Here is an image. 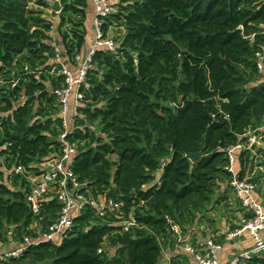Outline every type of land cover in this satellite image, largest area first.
Returning <instances> with one entry per match:
<instances>
[{"label": "trees", "instance_id": "16d2710c", "mask_svg": "<svg viewBox=\"0 0 264 264\" xmlns=\"http://www.w3.org/2000/svg\"><path fill=\"white\" fill-rule=\"evenodd\" d=\"M60 3L54 22L45 17L48 0H0V82L8 86L0 99V231L13 226L16 240L36 237L34 218L15 189L19 176L2 164L34 171L61 155L54 92L65 77L57 75L52 33L57 26L62 59L75 66L86 44L88 0ZM118 8L104 30H121L119 48L93 56L81 117L67 139L78 146L80 184L123 204L121 213L133 212L138 227L125 231L87 207L61 244L41 242L9 264H159L176 243L173 227L186 236L195 225H214L207 207L216 195L217 206L228 199L231 179L224 150L264 122V82L247 88L250 78L264 77L256 64L264 0H120ZM196 153L201 158L192 162ZM59 211L54 201L42 211V233ZM105 239L116 249L112 257L98 253ZM172 264L189 261L176 256Z\"/></svg>", "mask_w": 264, "mask_h": 264}, {"label": "built area", "instance_id": "2783aa9c", "mask_svg": "<svg viewBox=\"0 0 264 264\" xmlns=\"http://www.w3.org/2000/svg\"><path fill=\"white\" fill-rule=\"evenodd\" d=\"M93 1L96 11L95 41L89 52L75 56V69L62 63L60 47L56 43L52 44L57 52L56 63L62 66L57 75L65 77L64 85L54 92L57 97L58 118L63 126L59 138L61 155L47 159V162L38 165L34 171H27L24 167L16 165L7 169L6 165L2 164L12 178L19 176L15 189L24 194L25 201L32 211L34 222L31 230L35 232L36 237L26 236L22 240H16L13 226L7 231H0V264H9L12 259H20L28 248L41 242L61 244L74 228L75 218L87 207L94 209L100 220L116 218L125 231L138 227L133 212L126 217L121 213L123 204L108 198L107 195L93 197L73 172L74 160L79 151L78 146L68 142L67 138L74 132L81 117L79 108L83 106L84 101L82 87L86 83L88 71L93 67V56L101 50L115 53L119 48L120 37L110 32L111 29L107 32L104 30L105 20L119 12L118 4L113 0ZM251 40L254 43L253 38ZM256 60L258 71L264 76V48L257 52ZM55 70H52V74ZM11 80V88L14 89L17 85L15 73L12 74ZM0 84L6 86V82L1 81ZM4 90H8V86H0V99L1 94L5 93ZM224 151L228 160L226 170L231 175L226 184L228 199L225 201V207H229L233 213V219L228 220L229 227L225 239L232 241L247 235L252 240V246L222 262L219 254L223 245L218 242L219 234H211L197 245L188 243L185 252L198 264H255V260L264 261V122L258 128L246 130L239 142ZM10 184L12 185V182ZM53 201L60 207L59 214L49 230L42 233L39 224L44 217L41 213ZM233 225L235 229H232ZM173 231L178 237L177 245L187 243L183 234H180L179 227H173ZM115 250L105 239L98 253L112 257Z\"/></svg>", "mask_w": 264, "mask_h": 264}, {"label": "crops", "instance_id": "0c3cea01", "mask_svg": "<svg viewBox=\"0 0 264 264\" xmlns=\"http://www.w3.org/2000/svg\"><path fill=\"white\" fill-rule=\"evenodd\" d=\"M87 18L88 19L91 18V20L95 18L94 8L91 5H89V8L87 10ZM57 21H58V18L54 22H57ZM90 30L91 32H89V35L86 37V44L82 50V53H81L82 55L89 52V50L92 48L94 41H95L93 24H91ZM52 37L55 40L54 43L57 44V42L59 43L61 42L59 33L57 31V26L55 27L52 33ZM59 47L62 50V47L61 46ZM62 63L65 64L66 60L62 59ZM211 218L214 222L213 226L212 225L209 226L206 223H202V224H199V226L195 225L193 228L189 230L188 234L186 235L187 243L185 244L182 243L181 245H177L176 243H177L178 237H176V243H174V245L166 246L163 249L162 257L159 261V264H172V259L176 256H185L188 258L189 264H198L190 254L185 252V247L187 246V244L189 243V244L197 245L198 242H202L205 238H207L211 234H219L218 236L221 237V236H225L228 231L229 222L228 221L226 222L225 221L226 219L224 220L223 218L222 221H224V225L221 226V224L218 222L216 218H213L212 216ZM221 244L223 245V248L219 256L222 262H225L233 258L234 256H236L240 252L249 249L252 246V240L247 235H244L241 238L232 240V241H227L226 239H224L221 242Z\"/></svg>", "mask_w": 264, "mask_h": 264}, {"label": "rangeland", "instance_id": "374dc122", "mask_svg": "<svg viewBox=\"0 0 264 264\" xmlns=\"http://www.w3.org/2000/svg\"><path fill=\"white\" fill-rule=\"evenodd\" d=\"M60 1V0H59ZM115 4H118L120 2V0H113ZM55 2V1H51V0H48V3L51 7V4ZM89 2V5H91L93 8H94V14H95V17H96V11H95V5H94V1L93 0H88ZM33 4H35V2H33ZM37 8V7H35ZM44 13H45V17L48 18V19H51L53 21H56V16H54L53 14L55 12L52 11V8L50 9H44ZM58 14V13H56ZM91 21V22H90ZM94 23H95V18H93V20H91V18H87V22H86V28H87V36L89 35V32H91L90 30V26L91 24H93V27H94ZM110 32H113L114 35L116 34L117 36H120V33L122 34L121 30L120 29H117V28H111V31ZM115 35V36H116ZM119 38V37H118ZM94 40H95V29H94ZM66 65H68L70 68H76V66L74 65V62L70 61L69 59H67ZM264 82V77L262 78H250L249 80V83L247 85V88H250V87H254V86H257V85H260ZM1 87H6L4 84H0ZM94 130H96L98 133L101 132V128H98V126H96L94 128ZM52 158V156L44 159V161H42V163L40 164H35V165H39L41 166L44 162H47V159H50ZM112 160H117V157L116 156H111L110 157ZM223 191V190H222ZM218 195L214 196L212 198V202L211 204L208 205L207 207V210H208V213H207V217L208 216H212L213 218H216L218 220V222L221 224V226L224 225V220L227 222L228 220H232L233 219V213L230 211L229 207H225L226 203L225 202H222L221 205L217 206V200H218ZM224 216V217H223ZM223 217V218H222ZM209 227V226H208ZM180 234L182 235L183 234V237L186 238L185 234L183 232H180Z\"/></svg>", "mask_w": 264, "mask_h": 264}, {"label": "water", "instance_id": "95a60500", "mask_svg": "<svg viewBox=\"0 0 264 264\" xmlns=\"http://www.w3.org/2000/svg\"><path fill=\"white\" fill-rule=\"evenodd\" d=\"M51 8H52L53 12L58 13V14H60L62 11V5H61L59 0H56L55 2H53L51 4ZM61 57L62 58L64 57V52L61 53ZM190 158H191L192 162H195L201 158V154L200 153L191 154Z\"/></svg>", "mask_w": 264, "mask_h": 264}]
</instances>
